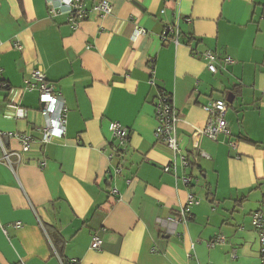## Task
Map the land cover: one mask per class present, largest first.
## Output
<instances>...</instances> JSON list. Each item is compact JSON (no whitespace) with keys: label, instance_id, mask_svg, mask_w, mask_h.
I'll return each instance as SVG.
<instances>
[{"label":"crops","instance_id":"1","mask_svg":"<svg viewBox=\"0 0 264 264\" xmlns=\"http://www.w3.org/2000/svg\"><path fill=\"white\" fill-rule=\"evenodd\" d=\"M108 1L110 13L74 29L46 0H0V134L13 163L0 144V264H262L252 214L264 200V0ZM170 23L179 35L167 42ZM36 69L67 110L66 133L46 142ZM160 91L190 163L178 155L170 172L174 152L155 137ZM212 99L228 103L235 147L226 135L194 147ZM112 121L130 130L120 155ZM15 132L31 136L28 151Z\"/></svg>","mask_w":264,"mask_h":264},{"label":"built area","instance_id":"2","mask_svg":"<svg viewBox=\"0 0 264 264\" xmlns=\"http://www.w3.org/2000/svg\"><path fill=\"white\" fill-rule=\"evenodd\" d=\"M48 6V12L50 16H57L59 14H66L69 23L74 29H77L82 21L88 18L91 12H98L102 15L108 14L112 11V4L108 0H46ZM146 34V30L139 28L136 31V36ZM164 38L168 42V35H174L178 38L179 29L175 23H170L166 26L164 31ZM17 48H21L20 44L15 45ZM204 55L209 60V70L212 73L217 72V66L215 64L216 58L211 52H205ZM227 63H233V59L227 57L225 59ZM33 78L39 83L40 102L42 103V112L45 116V126L43 127V141H49L53 137H61L67 130V110L65 101L61 94L56 91L55 85L49 82L43 71L36 69L33 73ZM7 86L4 80H0V87ZM155 116L157 119V127L155 129V137L159 142L167 145L175 155L174 161L164 167L165 172H170L173 167H176L177 156H180L182 164L189 165V158L182 151L179 146L178 139V122L180 115L174 105L173 97L167 92H159L154 103ZM228 103L223 99H212L205 105V109L209 114L206 125L203 128L195 129L192 132V138L194 147L198 148V139L202 136H206L212 140H218L220 135L229 136V144L235 147V141L232 139V133L229 128L228 122L225 118ZM23 109H19L22 112ZM22 115V114H20ZM109 129L112 132L113 137L117 140L119 148L125 150L130 141L129 128L122 126L117 121L110 122ZM21 142V151L26 152L30 149L32 138L27 133L15 132L13 134ZM0 144L3 150V158L10 167L13 169V163L11 160V153L5 148L0 134ZM19 155L18 153H16ZM113 157V156H112ZM122 171L121 166L116 169V173ZM183 181L189 184L191 177H183ZM117 190H111V194H115ZM199 203V200L192 194L189 196L188 204L182 208L181 213L183 218L189 212V208L193 204ZM173 219L170 218V221ZM252 224L254 229L259 235L261 243V263L264 264V200L261 203L259 209L252 214ZM17 227L20 223L16 224ZM224 237L219 236L214 239L210 245L214 246L216 243L224 242ZM103 244V238L100 233L96 232L92 236L91 247L96 250H100Z\"/></svg>","mask_w":264,"mask_h":264},{"label":"trees","instance_id":"3","mask_svg":"<svg viewBox=\"0 0 264 264\" xmlns=\"http://www.w3.org/2000/svg\"><path fill=\"white\" fill-rule=\"evenodd\" d=\"M3 81V80H2ZM160 92H165V91H160ZM118 148H119V146H118ZM126 150V149H125ZM125 150H121L120 148L117 150V153L120 155L122 152H124ZM53 237H54V242H56L57 243V241L59 242V238H61L60 236H59V234L58 233H53ZM57 245V244H56ZM61 256V255H60ZM61 258H62V260H63V262H64V264H77V262L76 261H74V262H70V261H68L67 259H65V258H63L62 256H61Z\"/></svg>","mask_w":264,"mask_h":264},{"label":"water","instance_id":"4","mask_svg":"<svg viewBox=\"0 0 264 264\" xmlns=\"http://www.w3.org/2000/svg\"><path fill=\"white\" fill-rule=\"evenodd\" d=\"M227 101H228L229 103H232V102H233V98H228Z\"/></svg>","mask_w":264,"mask_h":264}]
</instances>
